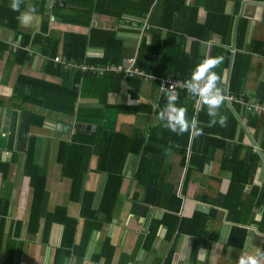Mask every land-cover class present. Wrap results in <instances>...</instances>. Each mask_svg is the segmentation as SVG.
<instances>
[{
	"label": "crops",
	"instance_id": "0c3cea01",
	"mask_svg": "<svg viewBox=\"0 0 264 264\" xmlns=\"http://www.w3.org/2000/svg\"><path fill=\"white\" fill-rule=\"evenodd\" d=\"M25 1L23 10L33 6L36 0ZM145 1L113 0L117 13H112L108 6L109 11H95L87 23H81L62 20L52 10V5H60L56 11L71 18L77 5L66 0H44L46 13L35 12L31 25L25 27L18 21L17 30L0 25V162L6 164L5 169L0 168V264H53L63 227L53 223L45 235L44 214L40 213L36 219L31 212V174L37 170L45 174V189L49 194L44 208L52 211L55 206L62 205L67 215L78 219L73 243L77 255L70 256L67 261V264H77L85 239L82 237L84 218L80 216V203L69 197L72 179L63 173V162L71 160L65 157L74 156L67 145L71 144L76 132L95 134L97 130H103L121 133L126 139L142 136L143 147L150 141L156 149L167 143L164 155L156 156L149 151L148 156L155 158L156 172L163 171L161 176L173 186V191L181 193L189 166L192 135L183 162L182 154L169 145L182 135L163 128L158 114L166 104L159 80L169 76L177 78L173 65L178 69L188 66L183 52L190 57L196 53L203 59L207 55L224 56L223 64L215 71L222 75L221 87L225 94H231L235 99L226 100L218 111L224 115L232 114L237 119L234 141L248 144L259 154L260 161L251 183L263 189L264 153L260 142L264 135V116L252 113L244 105L250 100L264 102L255 96L264 82V0H183L185 9L180 8L177 13L179 17L185 14L186 18L180 20L181 25H185L187 17L194 11L197 26L193 31L199 30L203 37L210 32L208 40L162 27V19L168 11L156 0L146 14H140L138 11L145 7ZM10 3L11 0H0V5H6L3 11L11 8ZM122 7L128 8L121 10ZM44 18L48 22L46 32L41 30ZM204 23L208 25L205 33L198 27H203ZM65 34L83 36L87 41L91 37L92 43L85 46L82 61L70 59L65 54ZM26 35L29 39L23 43L22 36ZM15 38L24 47L14 51L8 40ZM73 41L72 37L68 38L70 46ZM19 50L25 51L27 58L17 53ZM141 53L142 66L137 62ZM58 54L69 63H121L127 66L134 60L149 78L143 80L139 75L127 76L122 72L103 75L82 72L72 65L64 67L55 61L53 58ZM236 54L240 58L238 67L242 63L241 56L249 55L250 58L238 92L231 89ZM155 71L166 75H155ZM68 86L78 92L73 112L48 108L40 102L44 95L46 101H65ZM181 90L185 89H175L178 94ZM185 98H179L177 104L187 107L189 115L190 103ZM251 116H256L252 124ZM204 124L208 126V123ZM164 140L166 143L162 145ZM122 141L127 140L123 138ZM234 141L227 139L228 143ZM5 152L9 154L4 155ZM223 155L224 150L216 147L201 171L192 169L189 172L179 212L180 216L191 217L197 211L207 215L213 208L215 212L201 228L215 239L210 240L206 235L202 243L197 244L192 234L177 233L176 228L169 231L163 224L154 227L152 218H160L163 210L132 199L133 191L137 190L132 173L140 154L129 150L120 189L124 196L121 210L109 222L90 231L78 264H236L241 254L264 256V235L253 225L246 227L242 245L230 244L234 223L227 220L223 207L209 202L211 198L225 194L229 186L230 172L221 168ZM97 162V154H91L83 184L85 190L95 193V200L101 194L105 179V174L97 170ZM197 195L205 196L207 201L197 200ZM254 210L255 218L258 215L260 218L262 211ZM106 239L113 246L108 263L107 255L102 254Z\"/></svg>",
	"mask_w": 264,
	"mask_h": 264
},
{
	"label": "trees",
	"instance_id": "16d2710c",
	"mask_svg": "<svg viewBox=\"0 0 264 264\" xmlns=\"http://www.w3.org/2000/svg\"><path fill=\"white\" fill-rule=\"evenodd\" d=\"M66 1L67 3L77 5V8H74L76 12L71 18L56 11L57 8H60V5H52L54 15L62 20L87 23L91 14L95 11H109L107 8L108 6L109 8H112V13H117L118 10L113 0ZM153 1L154 0H146L145 7L140 9L138 12L140 14H146ZM156 3L161 4L163 8H166L168 11L166 18L162 19V27L164 26L169 30L173 29V31L183 32V34L185 33L187 36L193 35L199 37L200 39H209L211 34L210 32H206V27L208 25L206 26L205 23L203 27L198 26L201 31L204 33L206 32L204 37L199 34V30L193 31V28L197 26L195 17L196 14L194 11L191 16L187 17L185 25H181L182 22L180 23V20L186 17H184L185 14L179 17L177 13H179L181 9H185L183 0H156ZM5 6V4L0 5V8L2 9L0 13L2 17L0 18V25L8 26L17 30V16L19 13L14 12L11 8H7V10L3 11ZM33 6L36 9L35 12L43 14L46 13L44 0H36ZM25 7L26 1L23 0L21 10L25 9ZM127 8L128 7H122L121 10H127ZM5 16L6 19H4ZM81 17H84V19L81 20ZM164 20L166 22L168 20L171 22L166 23ZM47 23V19L44 18L41 26L42 32H46ZM70 37L74 40L71 46L69 44L71 42H68V38ZM28 39V35L25 37L22 36L23 43L27 42ZM87 43H92L91 37H89V40L87 41V39L83 36L65 34V54H68L70 59L82 61L84 58V49ZM144 46L145 44L142 45V50ZM17 53L24 56V59L27 58L25 51L19 50ZM183 54L185 65L188 66L183 69H178L174 65L172 67L175 69L177 78L182 79L185 82L189 78L191 70L203 59V56L196 53L193 55L191 54V57L185 52H183ZM241 58L242 63L238 67L237 65L240 62V58L238 57V54L235 55L233 62L234 67L232 68L233 73L231 77V89L236 92L241 90L240 88L243 85L250 63L249 55L241 56ZM137 62L140 66H142L144 62L142 61V53L140 54ZM165 65L166 64H163V66ZM170 68L171 66L169 69ZM156 74H163L162 76L166 75L165 73H158L155 71V75ZM66 89L67 97L65 101L64 99L59 101L56 100V102L46 101L44 95V99L40 102L45 107L71 113L74 110L78 92L77 90L70 88V86ZM255 96L259 100H264V82L263 87L255 93ZM184 97L188 98L190 103V113L188 117L190 120L195 118L199 121L198 126L203 128V135L195 137L192 136L189 166L187 167L181 193L179 194H176L173 191V186L161 176L163 171L156 172L153 162L155 158H149L148 156L149 151L153 152L156 156L159 154L164 155L165 151L163 152V150L167 145L165 142L166 140L161 142L162 145L166 143L164 146L156 149L153 146L154 143L150 141H147L143 147L144 137L142 136L135 137L133 139H126V137L121 133L97 130L95 134H80L79 132H76L71 139V144L67 145L65 143L69 150L73 151L74 155L65 157L67 159L71 158V160L63 162V173L72 179L69 197L71 200L80 203V216L84 218L82 237H85V239L83 245L81 246L82 252L85 248L84 244L90 236V231L93 228H99L105 222H109L113 217L118 215L121 210L124 196L120 192V189L124 179L125 161L129 150L133 154H140L137 166L132 173V180L136 182L135 187H137V190H134L131 195L132 199L163 210L160 218H152L154 221L153 224H155L154 227L158 224H163L169 231L176 228L177 233L184 232L192 234L194 236L195 243L197 244L202 243V241L206 238V235H209L210 240L216 238L211 233L201 228V224L206 223V221L212 217V213L215 212L213 208L210 209V212L207 215L197 211L193 213L191 217L180 216L179 212L181 210L182 197L184 195V189L188 180L189 172L192 169L201 171L204 168L205 163L212 158L216 147H220L224 150L221 168L230 172L229 186L225 194H220L216 198H211L209 202L212 205L216 204L223 207L227 213V220L234 223L229 236L230 244L238 246L242 245L246 235L247 226L253 225L259 233L264 235V187L261 190L259 185L251 183L254 169L260 161L259 154L254 152L248 144L234 141L237 132V119L232 114L226 115L227 125L225 127H221L219 124L209 126L210 117L207 114V108H203L202 105L201 108L197 110L194 104V97L188 95L186 90L179 91V98ZM255 118L256 116H251V124L255 122ZM204 123H208V126ZM244 132L245 131L243 130L242 133ZM189 136L190 133L185 132L177 140L172 141V143L169 144L173 150L182 154L183 162L186 159ZM123 138L127 141L123 142ZM228 138L233 140L234 143H228ZM76 145H79V147L76 148ZM260 146L262 152L264 153V135L260 142ZM93 153L98 156L97 170L105 174L104 185L101 194L98 195V200H95V193L93 191L85 190L83 187L88 162L91 154ZM0 168L5 169L6 164L0 162ZM31 185L33 187L31 212L35 214L36 219L40 217V213L44 214L45 235L48 233V230L53 223H58L63 227L60 245L55 250L53 264H65V262L69 260L70 256L75 254L77 255V249L75 250L76 245L73 243L78 219L67 215L66 208L62 205L55 206L52 211H48L44 208L46 207L49 196L47 190L45 189L44 173L37 170L31 174ZM248 186L249 189L247 190ZM195 198H197V200L203 199L207 201L205 196L201 197L197 195ZM254 208L262 211L259 219L255 218L256 211ZM104 243L105 244H103L102 247V254L105 256L107 255L106 262L108 263L113 252V246L110 244L108 239H106ZM82 252L81 256H77V264L81 263L83 256ZM262 252L264 253V243ZM95 258H97V256Z\"/></svg>",
	"mask_w": 264,
	"mask_h": 264
},
{
	"label": "clouds",
	"instance_id": "9594fccd",
	"mask_svg": "<svg viewBox=\"0 0 264 264\" xmlns=\"http://www.w3.org/2000/svg\"><path fill=\"white\" fill-rule=\"evenodd\" d=\"M22 3L23 0H11L10 7L14 12L19 13L18 21L27 27L32 24L36 9L34 6H29L22 11ZM223 62V55L205 56L191 70L189 78L183 84L187 93L207 108V114L210 117L209 126L219 124L221 127H225L227 125V116L219 113L218 110L228 97L221 87L224 82L222 75L215 71ZM170 85L167 87L161 85L160 88L161 93L166 96V104L158 114L161 126L177 135H183L185 132H189L193 137L203 135V128L198 126L199 121L195 118L190 120L187 107L177 104L179 94ZM257 219H259V215ZM198 259H200V253H198ZM236 264H264V256L250 253L241 254Z\"/></svg>",
	"mask_w": 264,
	"mask_h": 264
},
{
	"label": "built area",
	"instance_id": "2783aa9c",
	"mask_svg": "<svg viewBox=\"0 0 264 264\" xmlns=\"http://www.w3.org/2000/svg\"><path fill=\"white\" fill-rule=\"evenodd\" d=\"M8 41H9L8 42L9 46L14 51L17 50L18 47H24L21 45L20 40H18L17 38H15L14 40H8ZM53 59L61 63L64 67H67L68 65H72L82 72H90L96 75H103L106 72H122L126 74L127 76L139 75L143 80H148L149 78V76L141 68L135 65L134 60H131L130 63L127 66H125L121 63H107L104 65H98V64L90 63V62L69 63V61H67L65 57L60 54L55 55ZM183 84L184 82L182 80L169 76L166 78H161L159 80V89L161 88V85H164L165 87L170 85V87L174 90L178 88L185 89L183 87ZM225 95L228 97L227 99L228 101H232L233 99H235V97L231 94H225ZM194 100H195L194 102L195 108L199 109L200 103L197 102V99L195 97H194ZM244 106L250 109L252 113L257 114L258 116H264V102L263 101L250 100L247 103H245ZM8 154H9L8 152L4 153V155H8Z\"/></svg>",
	"mask_w": 264,
	"mask_h": 264
},
{
	"label": "water",
	"instance_id": "95a60500",
	"mask_svg": "<svg viewBox=\"0 0 264 264\" xmlns=\"http://www.w3.org/2000/svg\"><path fill=\"white\" fill-rule=\"evenodd\" d=\"M55 3L57 4V3H58V1H55Z\"/></svg>",
	"mask_w": 264,
	"mask_h": 264
}]
</instances>
